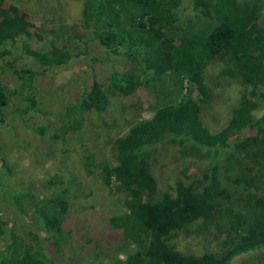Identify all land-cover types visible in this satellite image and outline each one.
<instances>
[{
  "label": "trees",
  "instance_id": "trees-1",
  "mask_svg": "<svg viewBox=\"0 0 264 264\" xmlns=\"http://www.w3.org/2000/svg\"><path fill=\"white\" fill-rule=\"evenodd\" d=\"M183 1L86 0L82 8V22L90 31L88 38L99 41L106 55L132 60L149 75L148 79L158 80L170 71L189 82L178 102L159 107L150 119L137 123L112 142L115 164L110 174L115 180L114 192L123 197L125 213L109 217L106 227L120 229L123 237L132 238L138 245V250L128 254L121 264H232L244 253L264 249V194L259 191L264 185V7L256 0H189L192 17L184 19ZM3 2L0 0V8ZM65 32V44L51 42L48 48L37 50L27 44L10 13L4 11L0 56L4 58L10 45L18 41L21 52L34 66L16 67L4 60L5 67L20 82L16 90L0 83V121L2 108L15 96L26 104L24 110L36 109L37 80L45 67L68 62L73 56L70 45L85 37L83 29L68 28ZM211 61L221 63L219 75L238 79L250 87L251 97L255 96L235 107L227 124L216 132H210L200 117L202 107L213 97L204 78ZM139 72L113 70L105 84L93 74L89 91L66 107L65 114L75 118L71 126L79 124L78 111L91 109L101 114L112 91L131 93L139 84ZM259 102H263V112L255 116L253 110ZM38 110L44 113L39 127L43 134L50 113ZM245 130L251 135L239 139ZM166 143L182 147L205 163L202 176L188 183L177 181L173 195L159 193L149 159V148ZM232 146L237 153L248 152L249 160L228 155L220 161L231 159L221 178L216 163L221 151ZM67 183L61 177L50 176L46 182L49 196L35 197L30 190H16L2 182L13 213L26 216L24 203L34 198L31 205L39 219L36 233L27 239L13 227L6 231V223L0 219V239L6 235L0 248V264H58L49 247L59 251L61 239L71 233L80 234V226L78 232H73L74 220L67 215L66 191L53 190ZM221 196L226 199L222 211L230 218L225 226V249L200 256L174 249L169 240L196 220L208 219ZM234 202L239 208L230 205ZM95 234L106 239L114 233Z\"/></svg>",
  "mask_w": 264,
  "mask_h": 264
},
{
  "label": "rangeland",
  "instance_id": "rangeland-1",
  "mask_svg": "<svg viewBox=\"0 0 264 264\" xmlns=\"http://www.w3.org/2000/svg\"><path fill=\"white\" fill-rule=\"evenodd\" d=\"M85 1L4 0L0 8V21L4 11L9 12L17 31L24 34L27 44L37 50L48 48L51 42L56 45L68 42L65 41V30L68 28L77 31L83 29L85 33L81 41L70 45L73 56L68 62L46 66L43 70L37 80L38 103L35 110H24L26 104L19 96L13 97L11 104L2 108L0 219L6 223V231L13 227L23 239L31 238L36 233L35 224L39 219V213L34 212L31 205L34 198L32 202L26 200L24 203L26 216L15 215L4 196L2 182L5 181L10 188L30 190L35 197H42L51 193L46 186L48 178L54 175L61 177L68 181L67 185L54 186L53 190L63 188L66 191L67 215L74 220L73 232H78L80 226V234L76 236V233H71L61 239L59 251L48 246L56 262L121 264L128 254L138 250V245L132 238L123 237L120 229L114 231L106 227L109 217L125 213L123 197L114 192L115 180L110 174L115 164L112 142L137 123L150 119L159 107L178 102L186 94L189 82L186 77L170 74V71L158 80L148 79L149 75L144 74L132 60L106 55L99 41L88 38L90 31L85 29L82 22ZM256 1L264 7V0ZM181 8L183 18L190 19L189 0H184ZM10 47L4 58L0 56V83L10 90H16L20 80L5 67L4 60L12 61L16 67L34 64L21 52L20 42L15 41ZM220 68V62L211 61L204 70V78L213 97L202 107L200 117L210 132L222 129L235 107L255 97H251L248 85L240 83L238 79L219 75ZM137 69L140 71L139 84L131 93L112 91L101 114L91 109L78 111L79 124L77 127L71 126L75 118L65 114L66 107L72 105L75 97L89 91L93 74L105 84L113 70L136 72ZM38 109L50 113L46 117L48 127L43 134L39 132V127L43 124L44 113ZM262 112L263 102H259L253 114L259 116ZM250 135L251 132L245 130L239 139L245 140ZM148 150L151 173L159 193L169 192L173 195L177 181L188 183L194 177L200 178L205 166L204 162L187 154L176 144H160ZM230 154L249 160L248 152L237 153L233 146L221 151L220 160L216 163L220 165L221 178L225 176L226 166L231 159L228 158L226 163L220 161L228 155L230 157ZM259 191L260 195L264 194V185ZM225 200L223 196L218 199L219 204L208 219H198L174 235L169 240L173 248L195 256L221 253L225 249V226L230 221L221 208ZM230 205L239 208L235 202ZM101 231L114 234H108L106 239L97 237L95 232ZM5 238L6 235L0 239V248ZM232 264H264V249L244 253L236 257Z\"/></svg>",
  "mask_w": 264,
  "mask_h": 264
}]
</instances>
